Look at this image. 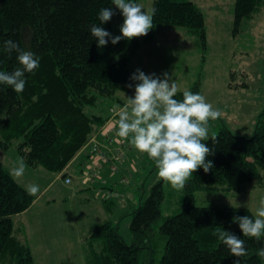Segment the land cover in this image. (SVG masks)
<instances>
[{"label": "trees", "instance_id": "1", "mask_svg": "<svg viewBox=\"0 0 264 264\" xmlns=\"http://www.w3.org/2000/svg\"><path fill=\"white\" fill-rule=\"evenodd\" d=\"M112 4V0H0V71L21 67L17 53L3 49L9 39L40 60L35 74L25 73L22 93L0 84V146L7 151L18 142V154L31 169L45 167L49 173L62 174L100 135L111 115L95 114L91 109L100 101L121 104L117 95L135 89V82L130 80L131 64L142 45L153 41L159 26L185 29L189 36L199 38L204 50L207 48L206 17L192 0H153V29L143 40L121 39L113 45L109 39L107 46L100 48L90 28L100 26L115 36L112 19L104 24L99 20L100 10L112 9ZM263 6L264 0H236L235 28L239 30ZM190 92L202 95L200 82ZM175 98L182 100L183 93ZM2 133L7 134L5 139ZM204 143L214 150L215 154L207 157L214 166L208 173L200 168L186 182L182 211L162 218L166 194L164 182L158 183L146 199L130 208L132 243L126 242L119 226L104 222L87 238L93 249L88 264H234L237 258L212 234L217 227L244 239L247 255L239 258L240 264H264V258L257 254L264 247V236L260 242L243 237L238 223L233 222L237 216L255 219L251 210L199 206L196 199L200 192H244L254 185L264 187V110L251 138L236 136L224 127ZM64 178L66 184L72 183L71 178L70 183L67 176ZM107 190L103 195L110 194ZM36 199L0 159V262L35 264L31 247L19 236L25 228H19L24 226L16 219ZM106 200L102 201L111 213L115 203ZM98 244L100 253L94 249ZM162 245L164 254L157 261Z\"/></svg>", "mask_w": 264, "mask_h": 264}, {"label": "rangeland", "instance_id": "2", "mask_svg": "<svg viewBox=\"0 0 264 264\" xmlns=\"http://www.w3.org/2000/svg\"><path fill=\"white\" fill-rule=\"evenodd\" d=\"M192 2L206 17L207 49L204 50L199 38L189 36L185 29L159 26L153 41L143 44L136 60L132 62V72L135 73L140 69L147 75L154 73L160 78L167 73L171 81L177 85V94L186 90L191 91L197 81L200 82L202 96L214 109H219L222 113L217 120L209 121V136L217 134L226 127L236 136L251 138L256 130L259 116L264 110V6L251 18L245 20L237 30L234 19L236 0H192ZM134 3L142 5L143 10L149 14L152 13L153 0H138ZM112 11L115 13L112 17L113 33L122 36L120 28L124 23V17L114 4ZM143 38L138 39L143 40ZM134 95L135 89L128 94L119 93L117 99L122 102L121 104L107 100L100 101L91 111L113 117L114 113H118L120 108L128 104V97L134 98ZM1 139L0 137V141ZM18 144V142L13 143L7 151L0 146L2 148L0 155L5 154L4 157L0 156V159L10 171L21 158L17 150ZM128 146L131 149L127 156L128 169H121L123 168L121 166L119 174L116 175L118 182L106 185L108 190L113 191L114 194L110 192L113 194L112 197L110 194L100 195L95 200L92 193H76L75 186H66L62 180L56 185L55 190L69 198L68 201L64 199L59 201L56 212L51 216L55 221H65L62 225H55L57 228L51 230L53 234L56 232L64 237L61 242L65 254L60 258L52 257L41 248L33 247L35 264H88L93 249H90L87 238L96 227L107 221L119 226L126 242L132 243L130 208L146 199L152 188L163 180L158 176L155 162L147 154L136 150L130 140ZM41 171L47 178L54 176L44 169ZM34 172L26 165L24 175L17 179L24 186L38 185L31 176ZM126 177L129 182L127 186L122 182ZM163 182L166 198L162 204V218L180 213L185 195L184 189L178 191L169 183ZM46 184L47 180L44 181V186ZM38 186L42 187V185ZM51 195L52 192L46 196V199ZM89 199L94 205L93 203L88 205ZM104 199L117 204L113 206L111 213L106 211L102 201ZM196 199L199 206L247 208L255 215L257 209L261 207L260 202L264 200V187L254 185L244 192L225 190L200 192L196 194ZM66 208H70L72 214L64 215ZM55 214L58 215L57 218L54 217ZM32 235L35 236L33 230L30 236ZM74 235L77 236L76 251H72V246L69 248L67 243ZM36 236L38 239L40 235L36 234ZM95 248L97 253L102 251L100 244ZM163 254L164 245L157 251L156 260L159 261ZM0 264L10 263L0 262Z\"/></svg>", "mask_w": 264, "mask_h": 264}, {"label": "clouds", "instance_id": "3", "mask_svg": "<svg viewBox=\"0 0 264 264\" xmlns=\"http://www.w3.org/2000/svg\"><path fill=\"white\" fill-rule=\"evenodd\" d=\"M112 3L124 17L120 28L122 36H112L103 27L92 25L90 34L98 41V47H106L109 39L116 45L121 39L131 41L146 37L153 29L155 10L149 14L142 5L129 0H112ZM114 15L111 8H102L99 12L100 24L109 22ZM3 49L9 54L16 52L21 67L12 72L0 71V84L22 93L26 85L25 73L35 74L40 60L11 39L4 42ZM130 80L135 82V95L134 98L128 97V104L119 109L116 134L120 138H131L130 143L135 149L147 154L155 162L158 176L173 189L183 190L186 182L200 168L205 173L213 168L212 161L207 160V157L215 153L204 141L208 140L209 121L217 120L222 113L199 93L186 90L182 100L176 99L177 85L167 73L160 78L154 73L147 75L137 69ZM128 87L132 88L133 84L129 83ZM25 170L26 164L23 158H19L10 175L19 178ZM26 191L35 196L40 189L38 185L30 184ZM260 203L255 219L249 216L233 218L243 237L255 238L257 242L264 236V200ZM212 234L237 258L234 264H240L239 258L247 255L244 239L222 227H217ZM257 254L264 258V247L258 249Z\"/></svg>", "mask_w": 264, "mask_h": 264}, {"label": "crops", "instance_id": "4", "mask_svg": "<svg viewBox=\"0 0 264 264\" xmlns=\"http://www.w3.org/2000/svg\"><path fill=\"white\" fill-rule=\"evenodd\" d=\"M131 70H132V67H131ZM132 74H133V72H132ZM4 155L5 154H1L0 156L4 157ZM79 155L74 159V161L72 162L73 164L71 163L67 167V169L63 172L64 174L63 173L58 174V175L53 174L56 177L53 176V177L47 178L45 173H42V171H41L42 168L32 169L35 171L33 173V175H31L32 179H34V181H36V183L38 185H40V186L42 185V187L41 188L39 187L40 191L35 195L37 197V199L34 203L35 205L32 206L27 212L18 216L19 218L17 217V221L20 220V221H18L19 224L23 225L25 228V233L24 234L19 233V236L22 238L23 241H25V242H27V244H29L32 252H34L33 247L34 248L38 247V248H41L42 250H44V252H46L48 254V256L52 255V257L60 258L63 256V254H65V253H63L64 252L63 251V245L61 242V240L64 237L56 234V232L54 234L51 232V230L54 229L55 225H57V224L62 225L63 223H65V221H62V222L60 220L55 221L54 219L51 218L52 214H54V212H56V210L58 208L57 204L59 203V201H61L62 199H64V201H68V199H69L68 196H62L59 191L57 192L55 190L56 185L64 178L63 175H67L68 178L72 179V183L68 184V185L65 182V178L62 180L64 182V184H66V186H75L76 187L75 188L76 193L77 192H80V193L85 192L86 194H87V192L92 193L94 195L95 200H96L97 196L99 197L101 194L103 196V194L105 192V190H103V189L107 188L106 187L107 184L108 185L114 184V183L116 184V182H118L116 175H115V177H113L111 175L113 173L111 172L110 168H107L108 166H104V168L102 170V174H101V179L96 180L97 182L91 181V180L87 181L85 178H83V176H82L83 172L82 171H86L87 169H89V167L92 166V164L95 160L93 157L89 158L88 148L83 149ZM86 159L88 161H86ZM13 161H15V160L13 159ZM126 161H127V163H126ZM126 161H125V164L122 165V167H123L122 169H128L129 161L128 160H126ZM89 163H90V165H89ZM130 166H131V164H130ZM75 170H77V171H75ZM105 172L111 173L109 175V177L107 176L108 173L106 174ZM103 173L105 174V176L103 175ZM34 174H37V175H34ZM73 175H74V177H73ZM113 178H115V179H113ZM15 180L19 184H21L24 188L27 187V186H24L21 182H19V180L17 178H15ZM46 180H47V184H46V186H44V181H46ZM51 192H52V195L48 199H46V196ZM92 203H93L92 200L89 199L88 205H90ZM93 205H94V203H93ZM90 212H91V210H90ZM65 213H67L69 215L72 214L71 209L70 208L64 209V215H65ZM88 215H90V214H88ZM57 216H58L57 214L54 215V217H56V218H57ZM56 228L57 227H55V229ZM32 230L34 231V235H35L34 237H33V235H32V237L30 236ZM36 234L40 235L38 237V239H37ZM76 239H77V236H75V235L73 236V238L68 239V241H69V242H67L68 247L70 248L72 246V248H71L72 251H76L75 246L78 245Z\"/></svg>", "mask_w": 264, "mask_h": 264}, {"label": "built area", "instance_id": "5", "mask_svg": "<svg viewBox=\"0 0 264 264\" xmlns=\"http://www.w3.org/2000/svg\"><path fill=\"white\" fill-rule=\"evenodd\" d=\"M118 119V113H114L100 135L94 137L88 144L87 147L95 161L89 171L85 173V179L91 181L101 179L104 166H108L113 174H119L120 166L123 165L130 147L126 139L120 138L116 134L118 131ZM70 182L71 179H67V183ZM122 182L126 185L129 184L127 179H123Z\"/></svg>", "mask_w": 264, "mask_h": 264}, {"label": "bare ground", "instance_id": "6", "mask_svg": "<svg viewBox=\"0 0 264 264\" xmlns=\"http://www.w3.org/2000/svg\"><path fill=\"white\" fill-rule=\"evenodd\" d=\"M257 12H258V10H257ZM162 27H163V26H161V28H162ZM172 27H173V26H172ZM205 27H206V26H205ZM159 28H160V27H159ZM159 28H157V29H159ZM165 28H166V27H165ZM175 28H177V27L175 26ZM112 29H114V27H113ZM170 30H173V29H170ZM113 32H114V31H113ZM177 32H178V31H177ZM178 33H180V32H178ZM180 37H181V36H180ZM178 38H179V36H178ZM207 38H208V36H207ZM140 40H141V39H140ZM206 47H207V46H206ZM206 49H207V48H206ZM138 53H139V52H138ZM137 56H138V55H136V57H137ZM136 57H135V58H136ZM135 60H136V59H135ZM197 83H198V81H197ZM114 107H115V106H114ZM106 108H107V107H106ZM97 109H98V108H97ZM110 109H111V108H109V110H110ZM93 112H94V111H93ZM94 113H95V112H94ZM116 113H117V112H116ZM95 114H96V113H95ZM97 114H98V113H97ZM106 115H108V114H106ZM106 115H105V116H106ZM109 116H110V115H108L107 117H109ZM109 119H110V118H109ZM35 125H36V124H35ZM10 126H13V124L10 125ZM10 126L6 127V129L8 130V128H9ZM104 126H105V125H104ZM33 129H34V128H33ZM33 129H31V130H33ZM7 130H6V131H7ZM98 130L100 131V127H99ZM31 132H32V131H31ZM31 132H30V133H31ZM93 133H94V131H93ZM96 133H97V132H96ZM1 135H3V138L5 139L7 134L4 136V134L2 133ZM21 136H23V135H20V137H21ZM25 136H26V135H25ZM60 136H61V135H60ZM96 136H98V135H96ZM91 137H92V136H91ZM15 138L17 139L16 136H15ZM15 138H12V137H11V140H13V139H15ZM28 138H29V137H28ZM7 139H8V137H7ZM7 139H6V142H8ZM25 139H26V138H25ZM8 140H10V139H8ZM1 141H2V140H1ZM3 141H5V140H3ZM26 141H28V140H26ZM9 142H10V141H9ZM9 142H8V143H9ZM89 142H90V141H89ZM23 143H25V142H23ZM87 143H88V142H87ZM87 143H86V144H87ZM20 144H22V143H20ZM26 144H27V142H26ZM84 145H85V144H84ZM131 145H132V144H131ZM9 146L11 147V145H9ZM9 146H8V147H9ZM1 147H2V146H1ZM1 147H0V148H1ZM18 147H19V146H18ZM1 149H2V148H1ZM85 149H87V148H85ZM132 149H133V146H132ZM4 150H5V149H4ZM81 150H82V149H81ZM88 150H89V149H88ZM130 152H131V149H130ZM133 152H134V151H133ZM5 153H6V152H5ZM83 153H84V152H83ZM90 155H91V154H90ZM79 156H80V155H79ZM85 156H86V155H85ZM87 156H88V155H87ZM137 157H138V155H137ZM73 159H74V158H73ZM126 159L128 160V158H126ZM126 159H125V160H126ZM71 160H72V159H71ZM92 160H93V159H92ZM133 160H134V159H133ZM62 161H63V160H62ZM69 161H70V160H69ZM86 161H88V160L86 159ZM89 161H90V160H89ZM126 163H127V161H126ZM134 163H135V162H134ZM72 164H73V163H72ZM87 164H88V163H87ZM89 165H90V163H89ZM40 166H41V165H40ZM67 166H68V165H67ZM41 167H43V166H41ZM81 167H82V166H81ZM90 167H91V166H90ZM90 167H89V168H90ZM120 167H121V166H120ZM44 168H45V167H44ZM44 168H43V169H44ZM69 168H70V167H69ZM107 168H109V167H107ZM135 168H137V167L135 166ZM36 169H38V168H36ZM45 169H47V168H45ZM121 169H122V168H121ZM121 169H120V170H121ZM48 170H49V169H48ZM48 170H47V171H48ZM139 170H140V169H139ZM49 171H51V170H49ZM62 171H63V170H62ZM64 171H65V170H64ZM67 171H68V170H67ZM75 171H77V170H75ZM86 171H87V170H86ZM88 171H89V170H88ZM72 172H73V171H72ZM82 172H83V171H82ZM141 172H142V171H141ZM50 173H52V172H50ZM53 173H54V171H53ZM55 173H56V172H55ZM79 173H80V172H79ZM105 173H106V172H105ZM107 173H108V172H107ZM107 173H106V174H107ZM56 174H58V173H56ZM63 174H64V173H63ZM110 174H111V173H108L107 176L109 177ZM121 174L123 175V173H121ZM103 175L105 176L104 173H103ZM111 175H112L113 177H115V174H111ZM11 176H12V175H11ZM63 176H64V175H63ZM65 176H67V175H65ZM107 176H106V177H107ZM112 176H111V177H112ZM61 177H62V176H61ZM73 177H74V175H73ZM83 177H84V176H83ZM63 179H64V178H63ZM63 179H62V180H63ZM67 179H68V177H67ZM113 179H115V178H113ZM113 179H112V180H113ZM126 179H127V177H126ZM110 180H111V179H110ZM122 180H123V179H122ZM128 180H129V178H128ZM129 181H130V180H129ZM141 181H143V180H141ZM96 182H97V181H96ZM139 183H140V182H139ZM121 184H123V183H121ZM20 185H21V184H20ZM65 185H66V184H65ZM67 185H68V184H67ZM115 186H116V185H115ZM126 186H127V185H126ZM114 189H115V188H114ZM106 190H107V189H106ZM106 190H105V191H106ZM117 190H118V189H117ZM107 191H108V190H107ZM115 191H116V190H115ZM100 192H101V191H100ZM103 192H104V191H103ZM111 193H113V191H112ZM111 193H110V195H111L110 197H112V195L114 194V193H113V194H111ZM104 194H105V193H104ZM117 195H118V194H117ZM101 196H102V194H101ZM104 197H105V196H104ZM40 198H41V197H40ZM40 198H39V199H40ZM114 198H115V197H114ZM37 201H38V200H37ZM106 201H107V200H106ZM104 202H105V201H104ZM101 204H103V203H101ZM34 205H35V204H34ZM34 205H33V206H34ZM36 205H37V204H36ZM115 205H117V204L115 203ZM113 206H114V205H113ZM132 207H133V206H132ZM101 208H102V207H101ZM134 208H135V207H134ZM131 209H132V208H131ZM28 210H29V209H28ZM106 211H107V210H106ZM107 212H108V211H107ZM22 214H23V213H22ZM75 216H78V215H75ZM18 218H19V217H18ZM16 221H17V219H16ZM18 221H20V220H18ZM36 222H37V221H36ZM17 223L19 224V222H17ZM130 227H131V225H130ZM19 228H24V227H19ZM22 230H23V229H22ZM93 248H94V247H93ZM95 249H96V248H95ZM104 254H105V253H104Z\"/></svg>", "mask_w": 264, "mask_h": 264}]
</instances>
